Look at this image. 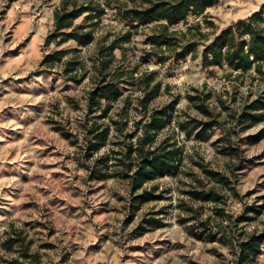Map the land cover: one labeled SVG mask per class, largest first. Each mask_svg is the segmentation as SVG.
Listing matches in <instances>:
<instances>
[{
	"label": "rangeland",
	"instance_id": "1",
	"mask_svg": "<svg viewBox=\"0 0 264 264\" xmlns=\"http://www.w3.org/2000/svg\"><path fill=\"white\" fill-rule=\"evenodd\" d=\"M65 1L70 9L99 6L100 21L88 22V14L75 21L94 29L86 47L47 44ZM212 1L204 16L190 15L169 29L170 48H158L151 39L164 23L136 31L126 16L140 2L0 0V264L22 256L18 246L5 245L14 232L31 243L39 264H236L239 242L264 231V139L248 141L264 123L242 131L238 120L264 93V62L262 73L242 74L227 64L207 67L203 56L221 32L260 12L264 0ZM127 32L129 41L103 72L100 54ZM58 52L60 61L45 62ZM71 60L85 75L80 84L63 73ZM105 75L123 96L96 121L100 113H89L88 96ZM174 103L155 145L178 144L179 171L146 184L144 190L162 198L140 203L116 154L141 137L149 112ZM191 120L212 127L208 141L197 138L200 130L190 134ZM107 128L106 144L92 151L91 132ZM210 170L231 184L217 183ZM195 188L213 189L218 200L193 199L188 192ZM149 218L161 225L146 223ZM262 249L256 264H264Z\"/></svg>",
	"mask_w": 264,
	"mask_h": 264
},
{
	"label": "trees",
	"instance_id": "2",
	"mask_svg": "<svg viewBox=\"0 0 264 264\" xmlns=\"http://www.w3.org/2000/svg\"><path fill=\"white\" fill-rule=\"evenodd\" d=\"M141 8L132 7L126 10V16L136 25L133 30H138L140 27L148 26L155 22H163L159 28V35H155L151 39L153 46L160 48L165 45L168 48L172 45V38L175 34L169 29L176 26L180 22H186L190 15L202 17L207 10L214 6V2L205 0H127L129 3H139ZM68 1L63 2L62 6L55 11L54 14V33L48 38L47 44L57 42L58 46L68 42H76L81 47H86L94 41V29L76 26L75 21L82 16L87 15L86 20L93 22L101 20V14L97 13L95 3L88 5H75L69 8ZM127 7V6H126ZM264 15V6L261 11L255 13L246 20H241L227 30L220 33L219 36L208 46L204 51V65L220 67L223 64L230 66L235 72L247 74L252 70L257 73H262V63L264 62V31L262 24ZM131 32H127L125 36L114 39L105 47L100 54L102 71H106L110 62L114 58L116 50L124 49V45L129 41ZM249 35L250 42L248 49H245L246 43L243 41V36ZM241 43H238L237 39ZM105 52V53H104ZM64 53H53L49 55L45 62L60 61ZM79 62L69 61L65 63L64 75L67 80L80 84L85 78L84 74H79L77 66ZM101 71V72H102ZM120 82V79H117ZM150 86V81H148ZM123 96L114 80H108L105 75L97 83L96 87L89 93V113L91 115L100 113L97 120L106 118L112 110L111 103L117 102ZM195 101L194 97L189 98ZM150 98L147 96L141 101L145 110H148ZM175 104L165 107L161 110L153 109L149 112L148 121L143 125V133L138 137L137 142L129 141L124 145L122 152L116 155H122L123 159H119L120 165L123 167L124 179H130L132 185V193L136 195L134 200L140 203H146L152 200H159L162 197L155 195V189L151 191L144 190L146 184L157 179L176 174L179 171L181 162V148L172 140H164L159 145H155L156 135L163 130L166 124L170 121L167 117L168 109H175ZM243 126L242 131H246L253 126L264 123V93L253 99L243 107L242 113L238 118ZM193 128L190 132L197 130L200 132L197 135L201 141H208L211 137L212 127L204 126L202 123L190 121ZM100 123H95L99 127ZM190 124V123H189ZM219 124V123H217ZM203 126V128H202ZM109 128L104 131L100 129L93 130L94 143L91 145V150L95 151L106 144L108 140ZM210 131V133H208ZM129 138H132L131 136ZM264 139V128L254 137H249L250 144H257ZM118 160V159H117ZM126 168V169H125ZM131 173V174H130ZM207 175L217 183L226 186L231 184V181L218 172L206 171ZM139 191H142L140 194ZM195 200L209 202L218 200V196L213 189H202L188 192ZM146 223L153 225H161V221L155 218H149ZM210 240L214 242L216 237L211 236ZM30 242L22 236L20 232L9 234L5 242L8 249L12 250L18 246L22 251V256L16 258L6 264H39L37 255L30 253ZM264 231L261 233H251L239 242V252L236 264H256L257 259L263 255Z\"/></svg>",
	"mask_w": 264,
	"mask_h": 264
},
{
	"label": "built area",
	"instance_id": "3",
	"mask_svg": "<svg viewBox=\"0 0 264 264\" xmlns=\"http://www.w3.org/2000/svg\"><path fill=\"white\" fill-rule=\"evenodd\" d=\"M262 29L264 31V24L262 25ZM243 41H245V43H246L245 49L247 50L248 49V44L250 42V36L249 35H245Z\"/></svg>",
	"mask_w": 264,
	"mask_h": 264
},
{
	"label": "crops",
	"instance_id": "4",
	"mask_svg": "<svg viewBox=\"0 0 264 264\" xmlns=\"http://www.w3.org/2000/svg\"><path fill=\"white\" fill-rule=\"evenodd\" d=\"M263 4H264V1L261 2V5H263ZM258 10H259L258 8H256L255 10H253V12H251V15L254 14V13H258V12H259ZM251 15L245 17L244 19H247V18L250 17ZM244 19H243V20H244Z\"/></svg>",
	"mask_w": 264,
	"mask_h": 264
}]
</instances>
